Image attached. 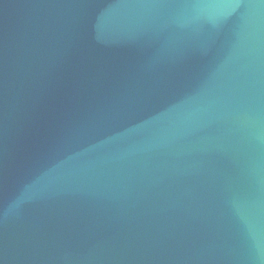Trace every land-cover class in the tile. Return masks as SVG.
<instances>
[{
  "label": "water",
  "instance_id": "1",
  "mask_svg": "<svg viewBox=\"0 0 264 264\" xmlns=\"http://www.w3.org/2000/svg\"><path fill=\"white\" fill-rule=\"evenodd\" d=\"M0 264H264V0H0Z\"/></svg>",
  "mask_w": 264,
  "mask_h": 264
}]
</instances>
